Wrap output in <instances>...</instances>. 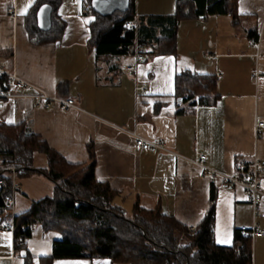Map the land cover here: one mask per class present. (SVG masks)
I'll list each match as a JSON object with an SVG mask.
<instances>
[{
  "label": "crops",
  "instance_id": "1",
  "mask_svg": "<svg viewBox=\"0 0 264 264\" xmlns=\"http://www.w3.org/2000/svg\"><path fill=\"white\" fill-rule=\"evenodd\" d=\"M91 1L0 0V66L27 83L24 93L40 90L73 99L77 107L44 109L31 99H11L0 109V123H23L70 164H89L91 147L95 179L118 193L113 205L125 216H132L137 203L194 229L213 206L214 243L222 247L233 245L241 226L255 222L264 231V199L254 217L241 188L229 189L221 177L211 179L193 163L203 154L208 167L238 176L239 160L257 159L264 190V127L255 134L256 123L264 122V0H230L233 14L180 20L173 53L151 54L157 44L136 39L134 45L144 50L140 65L132 50L109 63L95 57L88 45L95 20ZM176 3L135 0L134 31L140 18L173 15ZM43 5L51 8V25L53 20L64 25L57 42H40L28 30L41 31L37 13ZM155 37L162 42L159 29ZM129 66L136 71L129 73ZM181 74L214 81L213 90L205 92L208 103L176 97L175 79ZM133 135L158 142L167 152L138 150ZM32 162L35 169L47 168L43 154L34 153ZM12 178L6 211L11 217L54 195V184L42 174ZM11 227L0 211V264H115L108 258L47 262L60 239L57 232L36 224L23 247L16 248ZM250 245L252 264H264V235L250 239Z\"/></svg>",
  "mask_w": 264,
  "mask_h": 264
},
{
  "label": "trees",
  "instance_id": "2",
  "mask_svg": "<svg viewBox=\"0 0 264 264\" xmlns=\"http://www.w3.org/2000/svg\"><path fill=\"white\" fill-rule=\"evenodd\" d=\"M229 2L177 0L173 15L140 18L137 32L125 28V23L135 20V0H126L125 10L105 15L90 7L95 20L89 26L88 45L98 60L108 63L130 55L136 39L143 45L157 44L151 54L173 53L175 30L180 20L233 14ZM157 29L162 42L155 37ZM28 30L40 42H57L62 37L64 25L53 20L47 32L35 27H28ZM175 85L178 99L186 101L197 96L199 103H208L205 92L213 90L214 81L209 77L181 74L176 76ZM185 94L187 98L183 97ZM36 152L46 156V169L33 167L32 157ZM88 153L89 164H70L37 135L30 133L23 123H0V211L12 222L16 248L23 247L24 243L18 245L19 239L28 240L32 227L39 224L44 232L60 235V239L53 242L52 255L47 262L108 258L115 264H252L249 238L236 232L232 246L214 243L213 206L191 231L159 208L147 210L137 203L132 216L127 218L121 208L113 205L118 193L107 183L95 179L91 147ZM36 173L54 184V195L33 202L28 212L11 217L6 211L14 193L12 175L26 177ZM211 202H214L213 192Z\"/></svg>",
  "mask_w": 264,
  "mask_h": 264
},
{
  "label": "built area",
  "instance_id": "3",
  "mask_svg": "<svg viewBox=\"0 0 264 264\" xmlns=\"http://www.w3.org/2000/svg\"><path fill=\"white\" fill-rule=\"evenodd\" d=\"M9 12H11V9ZM83 13H87L86 8L83 10ZM125 28L136 30V24L133 22H127L125 23ZM131 50L135 55L136 65L143 63V46L136 44ZM135 69V66H129L126 70L129 73H134L136 71ZM27 86V83L19 79L14 73H10L4 67L0 66V109L3 107L4 101L11 99H31L44 109L51 108L52 106H56L63 111L77 109L74 100L70 98L62 99L52 97L40 90L31 94H26L24 93V90L27 88ZM183 97L187 98V95L185 94ZM194 99L197 100V96H195ZM262 127H264L263 121L256 123V136L259 135L260 129ZM133 137L134 147L138 150H159L167 152L166 148L158 142L147 141L136 135H133ZM194 151L198 153L197 148H195ZM193 163L200 167L209 178L214 179L216 177H221L229 189H234L236 187L241 188L244 191L247 203L253 210V216L255 217V215H257L259 203L261 199H264V190L261 176L262 163L259 160L254 159L249 163L239 160L236 163V169L240 172V175L238 176L225 175L208 167L207 157L203 154H198V158L194 160ZM11 170L14 172L13 168H11ZM8 205H11V201L8 202ZM28 227L29 226H27V228ZM2 230L5 229L3 228ZM10 230L14 232L13 227H11ZM188 230L191 231L193 228H189ZM238 233L241 237L249 239L262 237L264 235V231L260 230L256 226L255 222L250 226H241L238 230ZM23 242V239H19L20 244Z\"/></svg>",
  "mask_w": 264,
  "mask_h": 264
},
{
  "label": "water",
  "instance_id": "4",
  "mask_svg": "<svg viewBox=\"0 0 264 264\" xmlns=\"http://www.w3.org/2000/svg\"><path fill=\"white\" fill-rule=\"evenodd\" d=\"M126 0H92V9L102 15L109 14L115 10H125ZM37 26L47 32L51 28V8L48 5H43L37 13Z\"/></svg>",
  "mask_w": 264,
  "mask_h": 264
},
{
  "label": "rangeland",
  "instance_id": "5",
  "mask_svg": "<svg viewBox=\"0 0 264 264\" xmlns=\"http://www.w3.org/2000/svg\"><path fill=\"white\" fill-rule=\"evenodd\" d=\"M126 217L128 218L129 216L127 215ZM130 217H131V216H130ZM130 217H129V218H130Z\"/></svg>",
  "mask_w": 264,
  "mask_h": 264
}]
</instances>
